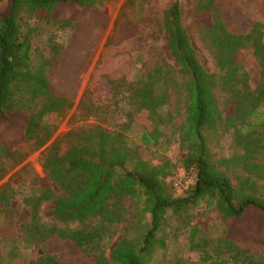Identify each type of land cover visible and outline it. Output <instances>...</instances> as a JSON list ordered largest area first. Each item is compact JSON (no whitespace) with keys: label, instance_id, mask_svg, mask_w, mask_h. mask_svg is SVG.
I'll use <instances>...</instances> for the list:
<instances>
[{"label":"trees","instance_id":"obj_1","mask_svg":"<svg viewBox=\"0 0 264 264\" xmlns=\"http://www.w3.org/2000/svg\"><path fill=\"white\" fill-rule=\"evenodd\" d=\"M0 1L6 6L0 11V124L12 114H22L27 139L38 135L43 117L61 120L72 105L73 93L56 91L49 78L76 31L73 20L59 11L73 4L85 13L98 0ZM239 2L195 0L200 39L217 74L200 63L181 20V2L175 0L164 10L162 24L179 68L160 59L134 81L105 75L102 88L106 96L113 98L125 90L132 107L124 123L111 131L101 125L78 129L70 132L75 139L62 153L57 140L43 152L42 166L61 193L46 187L22 197L29 212L21 224L24 241L44 248L35 256V264H69L59 255V247L71 249L89 264H106L103 240L113 225L126 218L128 199L135 200L137 211L145 215L147 228L138 244L125 237L117 241L110 255L117 264H157L163 254L160 249L166 246L159 233L169 210L180 214L205 202L221 213L224 224H236L254 213L264 217V196L253 180L264 179V22L251 18ZM32 18L37 22L29 23ZM41 23L72 29L65 42L48 38V57L32 47ZM241 53L248 58L240 57ZM172 97L173 106L161 113L160 108ZM178 116H182L179 123ZM206 130L229 132L237 151L214 160L208 152ZM133 131L137 141L127 142V133ZM47 138L40 137L39 145ZM173 139H178L185 156L177 162L166 158L159 165L152 164L155 153L166 151ZM13 153L0 136V157ZM129 162L131 168H127ZM177 167L196 172L195 183L181 195L166 182ZM228 171L236 177V184ZM15 195L9 182L0 186V217L7 219L14 213ZM52 200V220L42 221L41 205ZM235 236L226 231L209 238L199 225H193L188 247L200 250L199 258L174 256L161 264H264V253ZM14 258L17 255L11 248L9 259Z\"/></svg>","mask_w":264,"mask_h":264},{"label":"rangeland","instance_id":"obj_2","mask_svg":"<svg viewBox=\"0 0 264 264\" xmlns=\"http://www.w3.org/2000/svg\"><path fill=\"white\" fill-rule=\"evenodd\" d=\"M173 1L175 0H98L97 4L85 13L80 12L73 4L64 6L59 11V15H66L73 20L76 31L73 40L66 44L62 56L55 63L49 78L56 91L66 95L73 93L72 105L64 112L61 120H57L55 116L43 117L38 135L27 139L23 137L22 114H12L0 124L1 138L14 149L12 156L0 157V186L9 182L16 190L12 200L14 213H9L7 219L0 217V264H35V256L44 252L42 246L26 243L24 231L21 229V224L29 217L28 209L22 203L24 194L46 187L53 189L57 194L61 193L42 166L43 152L57 140L58 152L62 153L75 139V135L70 132L81 128L101 125L109 131L118 129L132 109L125 98V90L113 98L106 96L105 89L102 88L105 82L103 77H124L127 82L134 81L160 59L179 68L168 49L167 35L162 24L163 12ZM239 1L238 4L251 18L264 22V0ZM180 2L181 20L200 63L208 72L217 74L215 62L200 39L199 19L194 16L195 0ZM5 7V2L0 1V11L5 10ZM36 22L35 18L29 20L31 24ZM71 32V27L61 29L41 23L39 31L32 37V47H37L42 56L48 57V38L65 42ZM240 57L245 60L248 58L243 53ZM100 88L102 92L99 91ZM174 101L172 97L168 104L160 108V112H167ZM218 101L220 106H223L221 94H218ZM181 120L182 116L176 119L178 123ZM43 135L48 138L44 144L39 145V138ZM205 136L208 152L214 160L237 151L227 131L206 130ZM137 137L134 131L128 132L127 142H135ZM19 151L21 156L18 155ZM184 156L185 151L180 147L178 139H173L166 151L155 153L152 164L159 165L166 158L177 162ZM20 158L23 160L16 164ZM131 167L132 163H127V168ZM237 173L241 174L239 171ZM228 174L233 184H236V177L230 171ZM195 176L193 168L177 167L166 182L173 187L176 195H181L185 186L191 185ZM253 180L259 194L264 196V179ZM137 200L141 202L140 194L137 195ZM53 204L52 200L41 205L39 215L42 221L52 220ZM126 205L129 209L126 218L113 225L111 234L103 240L106 264H117L111 260L110 255L120 238L125 237L138 244L147 228V219L141 214L143 212L137 211L135 200L128 199ZM167 213L163 229L159 233L165 237L166 246L160 249L163 254L157 264L169 261L174 256L193 260L199 258L201 251L188 247V231L193 225H199L209 238L223 236L226 231L229 234L233 232L240 243L264 253V217L258 213L246 216L236 224H224L221 213L207 206L205 202L180 214H173L170 210ZM11 248L17 255V259L12 261L9 259ZM58 251L69 264H89L73 254L71 249L59 247Z\"/></svg>","mask_w":264,"mask_h":264},{"label":"built area","instance_id":"obj_3","mask_svg":"<svg viewBox=\"0 0 264 264\" xmlns=\"http://www.w3.org/2000/svg\"><path fill=\"white\" fill-rule=\"evenodd\" d=\"M195 180H196V176L192 178V180H191L192 183H191V184H194V183H195ZM188 186H189V185H186V186H185V189L188 188Z\"/></svg>","mask_w":264,"mask_h":264}]
</instances>
